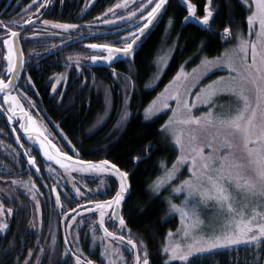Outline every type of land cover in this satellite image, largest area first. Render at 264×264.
Listing matches in <instances>:
<instances>
[{"label":"trees","instance_id":"trees-1","mask_svg":"<svg viewBox=\"0 0 264 264\" xmlns=\"http://www.w3.org/2000/svg\"><path fill=\"white\" fill-rule=\"evenodd\" d=\"M4 1L0 2V27L6 17L13 15V13L9 14L11 9L5 12L7 9L4 10ZM23 1L16 5L15 10ZM207 1L190 0L198 8L203 7ZM238 2V0H213L215 20L212 27L220 32L212 34L188 24L181 27L180 17L185 14L184 9L173 5L170 1L167 13L172 16L174 23L163 35H160L159 30L151 34L134 64L122 62L105 66L89 61L88 56L96 54L97 51L81 45L80 33L77 34L78 37L70 48L60 49L56 45L49 47L42 45L40 55H35L34 42H26L24 53L27 63L20 83L26 108L38 117L36 119L39 125L64 154L82 161L108 160L118 169L131 172L130 193L121 202V216L125 220L126 227L121 228L119 222L112 224L111 219L106 215L104 226L114 234L123 235L137 242V250L139 252L143 250L140 257L145 249H148L149 264H180L165 262V255L162 253L166 233L168 230H175L178 221L175 217L166 218L167 208L161 194L152 195L148 190L149 183L161 170L158 162L173 154L170 151L171 144L161 131L164 116L145 120L142 114V110L154 97L158 88L147 89L155 73V65L152 62L163 45L175 46V52L160 81V87L170 80L183 61L191 59L192 62L189 64L194 65L202 56H218L225 44H233L236 34L247 29L246 11ZM225 28H229L232 32L228 39H222ZM77 30L78 27L73 33ZM34 56L39 59L35 63ZM83 176L76 175L80 182L85 178ZM90 177L94 179H86L87 182L84 183L90 191L88 194L83 193V188L78 182L73 192L67 187L68 212L78 208L79 206H76L78 204L89 202L84 205L87 206L84 210L87 211L86 213L77 216L79 211L86 208L83 206L73 215H67V220L71 221L68 224L70 225L68 238L71 244L68 242L70 246H67V250L70 255L67 252V264H76L77 258L81 264H88L89 261L91 264H109L110 261L122 264L119 258L108 253L100 255L99 250H103L104 254L105 248L110 253L118 250L115 244L120 240L102 235L96 224L94 226L98 233L96 236L100 233L101 240L94 243L97 244V248L94 245L92 253H84L88 244L85 239L87 237L91 239L89 235L85 236V225H82L81 219L94 218V213H99L91 201L112 198L116 191L120 190V183L118 184L120 180L115 174L90 175ZM105 177L109 180L104 179ZM6 178L10 183L9 179L18 177L7 175ZM13 183L14 187L18 186L17 182ZM77 189H79L78 195L75 194L78 193ZM7 191L9 192L7 198L15 202L17 194L12 193L10 189ZM48 193L46 189L49 198ZM42 194L44 196V191ZM33 196L29 185V191L24 193V207L14 205L10 209L12 220L10 230L5 236H0V264H19L17 263L20 246L18 228L21 222L27 228L28 222L33 218ZM50 205L53 206L52 202ZM89 209L93 211H88ZM54 210L58 213L56 208ZM54 217L58 218L56 214ZM73 233L80 245H83V249L77 245L78 242L72 241ZM23 244L24 257L31 261L34 246L30 232H25ZM242 249L240 247L195 256L189 259V264H254V262L263 264L264 252L245 255L240 261L239 258L243 257ZM26 252L29 254L27 255ZM62 261V257L55 255L50 259L49 264H63Z\"/></svg>","mask_w":264,"mask_h":264},{"label":"snow or ice","instance_id":"snow-or-ice-1","mask_svg":"<svg viewBox=\"0 0 264 264\" xmlns=\"http://www.w3.org/2000/svg\"><path fill=\"white\" fill-rule=\"evenodd\" d=\"M148 2L152 3V0H148ZM212 2L213 0H208L209 6L212 5ZM254 2L256 10L247 17V22L249 37L254 34L255 39L245 38L241 33H237L238 43L230 51H226L223 57H217L215 60L205 58L201 62L205 71L195 79V83H189V81L195 76L197 69H193L192 73H187L181 67L173 81L177 85L175 91L166 97L160 107V110L169 108L167 100L176 102V108L164 125L163 131L173 137L175 144L180 149V157L173 165L172 171L166 174L167 178H172L179 166L189 163L191 178L185 180L181 187L176 188L175 191L179 192L183 189L187 191L188 197H199L198 200L191 203L189 199H184L182 205L169 201L171 210L179 214L182 222V228L178 230L180 240L170 242L163 248V252L168 254L169 262L179 261L180 264H189V257L196 254L242 243L257 249H264V0H254ZM166 3L167 0H157L155 6L144 18L147 22L139 29L141 35L157 18ZM184 3L189 14L185 19L197 18L196 5L190 0H184ZM117 7H122V5L118 4ZM205 13L202 18L198 19L201 24L207 26L213 18V11L208 7L205 9ZM257 23L259 28L255 30L254 25ZM53 27L67 29L75 26L55 24ZM231 35V30L225 28L222 39H227ZM16 36V32H11L12 38ZM132 37V42L127 43L122 49L108 48L109 56L106 59L111 60L113 52H123L125 55H129L138 38L135 33L132 34ZM5 44L8 45L7 71L14 75L16 65L13 62L12 44L10 40H5ZM89 47L107 48L106 45L96 44H91ZM91 59L95 62L98 57L94 55ZM212 68L226 69L229 75L220 77L217 81H213L193 94L191 89ZM11 83V80L5 82L0 79V92L5 93L4 102L9 104L7 111L15 115V109L20 105L17 98L7 92ZM193 95L195 99L190 102L189 98ZM221 96L234 97L239 102L238 106L234 110L229 107L225 111L224 105L219 104L217 100ZM153 103L155 105V102ZM199 104L208 105V110L201 115H193V108L198 107ZM217 107L221 110L215 111ZM153 111L154 108L146 109V115L152 114ZM23 115L29 121L30 126L25 124L22 127L26 131L36 132L38 136H43V133L36 127V121L26 112ZM201 133L207 136V142H201ZM50 144L51 141L47 137L40 140V146L44 149L45 156L66 170L71 168L73 171H105L109 167L114 170V174L120 180V190L113 199L96 203L95 209L99 210V225L105 236L115 239L114 233L104 226L105 210L120 207L121 202L125 199V193L128 191L126 184L128 174L121 172L116 168V165H110L108 160H103L99 164L89 163L86 166L85 162L81 160L69 165L64 160L70 161L72 158L67 156L62 159L63 154L55 145H51L55 151L50 152L48 150ZM205 148L209 149L207 153ZM159 186L158 182L157 187ZM77 192L79 194V189ZM234 193L237 195L234 196ZM201 202L205 205L212 202L225 214V222L220 231H213L207 235L197 231L203 223L199 219L197 211ZM56 203L60 204L59 195L56 197ZM3 211L0 206V213ZM89 211H93V209H89ZM110 218L118 219L121 228L126 227L124 218L115 210ZM7 227V223L0 224V229ZM168 237L171 241L173 233L169 232ZM119 239L123 241L124 237L121 235ZM127 244L131 245L133 249L137 247V242L131 238L127 240ZM107 253L108 249L105 248L104 254L107 255ZM141 261L142 264H149L147 252L143 258L139 255L136 256V264H141ZM76 264H81L79 258H77ZM88 264L91 262L89 261ZM109 264H115V262L110 261ZM254 264H258V262H254Z\"/></svg>","mask_w":264,"mask_h":264},{"label":"flooded vegetation","instance_id":"flooded-vegetation-1","mask_svg":"<svg viewBox=\"0 0 264 264\" xmlns=\"http://www.w3.org/2000/svg\"><path fill=\"white\" fill-rule=\"evenodd\" d=\"M170 1L173 5L175 4L184 9L185 14L180 17V26H187V24H183L185 17L189 15L187 7L183 6L177 0H167L168 8L161 22L154 30V32L159 30L160 35L167 33V31H169L167 28L174 23L172 16L167 13L170 8ZM156 2L157 0H152V3H149L148 0H127V2H125V0H24L18 9L15 10L16 5L20 4L21 0H5L3 5L4 10L7 9L5 12L11 9L9 14L13 13V15L6 17V20L0 27V79L7 82L11 76V73L7 71L8 61L6 57L8 55V45L5 44V40H10L12 44L13 38L11 37V32L14 31L18 34L32 20H34V22L31 26L26 28L18 38L24 56L23 70L27 63L24 53L26 42H34L35 55H40L42 53L40 51V46L42 45H46L47 47L56 45L60 49L70 48L72 42L77 39V34L79 33L82 41L81 45L86 46L92 51H97L96 54L88 56L87 59L89 61L91 60L93 62L91 57L95 55L98 57V60H101L100 63L98 61L95 62L98 64H108V66L122 62H131L134 64L142 46L146 44L149 37L135 53L132 60H108L106 59L109 56L108 48L122 49L127 43H131L133 38L132 34L135 33L137 36L139 29L147 22L144 18L155 6ZM118 4L122 5V7H117ZM208 7L211 8L214 15L209 25H207V29L203 31L212 34L219 33L220 31H218V29L212 27L215 20V6L214 4L209 6L208 1L205 2L201 8H198L196 5L197 18L190 17L189 19H192L193 22L188 23V25L201 29V23L198 18H202L203 15L206 14L204 11ZM109 9H111V11H109ZM133 13H135V15H133ZM39 17L42 18L38 19ZM45 21H47V23H45ZM169 21L171 24H168ZM55 24L74 25L75 27L67 29L53 27ZM76 27H78V30L76 33H73ZM91 44L100 46L106 45L107 48H90L89 45ZM165 46L166 45H163V47ZM162 48H160L158 54L161 52ZM158 54H156L152 62L153 64H155L154 62ZM15 59L14 54V63ZM38 60L39 59H36L35 56L33 57L34 63ZM22 75L16 87L8 92L10 95L17 98L20 105L19 108L15 109V115L7 111L9 104L4 102L5 93L0 92V206H2L4 210L0 213V224L7 223L8 225L6 229H0V236H5L10 230L12 220L9 210L14 205L20 208L24 207V193L29 191V185H31L34 195L32 198L33 218L28 222L27 228L24 227L22 222L19 224L18 239L20 240V246L17 263L24 264L25 261L28 260L24 257L25 245L23 244V239L25 232H30L33 239L34 253L32 260H28V264H49L50 259L55 257V255L62 256L63 264H67V235L70 232V225H68L70 220H67V179L65 176L67 172L66 169L60 168L54 163H48V161L41 156L40 152L25 139L23 133L24 127H22V125H24L25 121L23 114L26 112L36 121V126L43 132L44 136L47 137L49 141L52 140L44 128L39 125L34 114L25 106L22 88L20 86ZM13 107H15V105H13ZM51 142L55 145L53 140ZM32 161H34V163H32ZM100 173L105 174L103 171H100ZM102 174L98 175L107 176L111 175V172L105 175ZM7 175L8 177L15 175L18 178L9 179V183L6 178ZM14 181L17 182L18 186H13ZM116 182H118V180H116ZM8 189H10L12 193L17 194L15 202L7 198V194L9 193L7 191ZM46 189L49 191V198L46 194ZM43 191L44 196L42 194ZM118 191L119 190H117L116 193ZM57 195L60 196V209H58L55 204V197ZM112 198H108V200ZM104 201H107V199L102 198L101 200L91 202L96 205V203H102ZM51 202L53 206L50 205ZM82 204H89V202ZM76 206H81V204ZM55 208L58 213L55 212ZM113 210L114 209L110 208L105 211L106 217L111 219L112 224H115L118 222L110 218ZM20 214L22 215V212ZM55 214L58 218L54 217ZM94 215V218L85 217L81 219L82 224L85 225V229L87 227L89 228L90 225H92V227L95 226L97 213H94ZM116 227L120 228L117 225ZM96 234L98 233L96 232ZM117 236L121 235L117 234ZM123 237V241L120 240L115 244L118 251L114 250L110 255L119 258V262L122 264H136V256H140L143 250L139 252L137 248L133 249L131 245L129 246L127 244L129 238ZM99 251H101L100 255H105L102 250ZM145 252H147V257H149V250L145 249L144 254ZM84 253L89 254L90 252L85 251ZM26 254L28 255L29 252H26ZM144 254H142L141 257H143Z\"/></svg>","mask_w":264,"mask_h":264},{"label":"rangeland","instance_id":"rangeland-1","mask_svg":"<svg viewBox=\"0 0 264 264\" xmlns=\"http://www.w3.org/2000/svg\"><path fill=\"white\" fill-rule=\"evenodd\" d=\"M238 1H239L238 3L240 5H242L246 11V19L245 20H246V24H247L246 31L240 32V33L245 38L255 39L254 34L251 37H249V27H248V22H247V17L249 15H251L256 10L255 2H254V0H238ZM168 24H171V22L169 21ZM258 28H259V25L257 23L256 25H254V29L258 30ZM237 43H238V41H237V39H235V42L233 44H231V45H229V43L225 44L218 56H214V57L202 56V57H200V59L198 58L199 59L198 61L195 60V61H197V63L194 65L189 64L190 62H192L191 59H187V60L183 61V63L178 68V70L172 75L170 80L167 81L165 84L163 83L164 85L162 84L163 86L161 85L160 87H159L160 81L164 75V72H165L168 64L170 63V60L173 57V54L175 52V46L163 47L161 52H159L156 61L154 62L155 63L154 64L155 65V73L152 76V78L150 79V81L147 85V89L153 90L156 87H158V88L154 94V97L147 103V105L142 110V114H143V117L145 120L153 119V118L159 117L161 115L164 116V123L162 125L161 131L163 132L164 136H166L167 141L172 146L170 151L173 154H170V155L168 154L169 156H167L166 158L161 160V162L160 161L158 162V167H161V170L158 173L157 177H155L148 185V190L152 195H158L159 193L161 194V198H162V200H163V202L167 208L166 218L175 217L178 221V225H177V228L175 230H168L167 231L165 239H164V243L162 246V253L165 255V262H167V263L169 262L168 254L163 252V248L166 244H168L170 242H175V241L180 240V234L178 233V230L182 228V222H181L180 216L178 213H174L171 210L169 201H171L172 203H176L178 205H182V202L184 199H189L190 203H191V202H195L196 200H198L199 197H197V196L188 197L187 191L183 190V189L179 192L175 191L176 188L181 187V185L183 184V182L185 180H188L191 178V171H190V164L189 163H184L183 165L179 166L178 171L174 172V174L172 175V178H170V179L167 178L166 174L168 172L172 171L173 165L177 163V160L180 157V149L175 144L173 137L171 136V134L163 131L164 125L168 122L169 118L172 116L173 110L176 108V102L174 100H167V103L170 105V107L167 109H163V110H160V107H161L162 103L165 101L166 97L170 93L175 91V88L177 85L174 84L173 81L175 80V77L179 73L181 67H183L187 73H192L193 69H197L195 76L190 78V81H189V83H195V79L199 78L201 76V74L205 71V68L201 64V62L205 58H207L208 60H215L217 57H223L225 55V52L230 51ZM228 75H229V73L226 69L212 68L211 71H208L206 75H203L202 78L199 79V83H196L195 87H193L191 89V91L193 94H195V93L199 92V90L201 88H205L208 84H211L213 81H217L220 77H226ZM166 89L168 90L167 92L165 91ZM194 99H195L194 95L189 98L190 102L194 101ZM217 100H218L219 104L224 105L225 111H227L229 107H231L234 110L238 106V103H239L234 97L230 98L228 96L218 97ZM153 102H155V105ZM208 107H209L208 105L199 104L198 107L193 108L192 114L197 115V116L201 115L203 112L208 110ZM149 108H154V111L152 112V114L146 115V109H149ZM220 110L221 109L219 107H217L215 109V111H220ZM34 116L38 119V117L36 115H34ZM177 127H179V126H177ZM201 142H207V136L204 133H201ZM208 151H209V149L205 148V152L207 153ZM66 172L71 173V174L73 173L71 168L66 170ZM75 172H76V174H75ZM103 172L105 174L110 173V171H108V170H105ZM77 173H79L81 175H89V176H83L85 178L81 179L82 181L80 182L78 180V178L76 177V175H79ZM98 174H102V173H100V171H79V170H76V171H74V174H73V176H74L73 181L75 182V183L73 182V184L75 186L76 183L78 182L79 185H81V188H83V193L88 194L90 191L85 186L84 183L87 182L86 179H88V180L94 179L93 177H90V175H98ZM105 174H102V175H105ZM104 179H107V178L105 177ZM107 180H109V179H107ZM158 182L160 184L159 187H157ZM75 194L78 195V193H76V192H75ZM235 195H237V194L234 193V196ZM67 197H68V191H67ZM197 211H198L199 219L203 221V223L200 225L199 229H197V231L200 234L207 235V234L212 233L213 231H220L221 230V227L225 222V214L223 212H221L218 209V207L215 206V204H213L212 202H209L208 205H205L203 202H201L199 204ZM73 221H74V219H73ZM81 223H82V220H81ZM85 230H86L85 236L89 235V238L91 240H89L88 237H87V239H85V241H87L86 243H88V244L86 245L84 251H88V252L92 253V251L94 249V245H96V248H97V244H94V243L99 242L101 240V238L98 235L96 236V229L94 227H92V225H90L89 228L87 227ZM169 232L173 233V238L171 241H170V238L168 237ZM95 240H96V242H95ZM72 241L78 242L77 245H79L83 249V245H80L79 240L77 239V237H75V233H73ZM68 242L71 244V240L67 236V243ZM70 244H69V246H70ZM74 247H76V246H74ZM240 247L243 248L242 249L243 257L239 258L240 261H242L244 259L245 255H256V254H259L261 252H264V249H257L253 246H248V245H245L242 243L240 245H233V246H229L226 248L212 249L211 251L199 253V254H196L192 257L200 256V255H206V254H210L212 252L224 251V250H228V249L232 250V249H236V248H240ZM76 252H80V251H76ZM108 253L111 254V253H113V251L111 253L110 252H108ZM60 257H62V256H60ZM192 257H189V259ZM171 262H179V261H171ZM24 264H28V260H26ZM263 264H264V262H263Z\"/></svg>","mask_w":264,"mask_h":264},{"label":"water","instance_id":"water-1","mask_svg":"<svg viewBox=\"0 0 264 264\" xmlns=\"http://www.w3.org/2000/svg\"><path fill=\"white\" fill-rule=\"evenodd\" d=\"M1 1V0H0ZM179 3H181L182 5H185V3H184V0H179ZM167 7H168V4L166 3L165 5H164V7L160 10V12H159V14H158V16H157V18L152 22V24H150L149 25V27L148 28H146L145 30H144V34L143 35H141L140 33H139V31H138V33H137V39H136V42H135V44H133V49H132V52L129 54V55H125L123 52H120V53H115V52H113L112 53V60L113 61H119V60H123V59H128V60H132L133 59V57H134V55H135V53L139 50V48L141 47V45L147 40V38L148 37H150L151 36V34L154 32V30L156 29V27L159 25V23L161 22V19L163 18V16H164V14H165V12H166V10H167ZM214 15V14H213ZM40 18H42V17H39L38 19H40ZM34 22V20H32L31 22H29L25 27H24V29H22V31L21 32H19L18 34H17V36L15 37V38H13V43H12V48H13V52H14V54H15V65H16V68H15V73H14V75L11 73V76H10V79L9 80H11L12 81V83H11V85H10V87H9V89L7 90V92H10L11 90H13L15 87H16V85H17V83H18V81H19V79H20V76H21V73H22V69H23V61H24V56H23V53H22V51H21V48H20V44H19V41H18V38H19V36L25 31V29L26 28H28L29 26H31V24ZM190 22H193V20L192 19H185V21H184V25H186V24H188V23H190ZM200 28L202 29V30H206L207 29V26H205V25H203V24H201V26H200ZM34 38V37H33ZM113 49H115V48H113ZM101 62V60H96L95 62ZM108 64H105V66H107ZM8 80V81H9ZM25 118V121H24V125L25 124H28L29 126H30V123H29V121L27 120V118L26 117H24ZM37 127V126H36ZM38 128V127H37ZM40 131V130H39ZM41 132V131H40ZM23 133H24V136H25V139L29 142V143H31L32 144V146L36 149V150H38L39 152H40V154H41V156L45 159V160H47L48 162H50V163H54V164H56L57 166H59L60 168H62L59 164H57L54 160H49L48 158H47V156H45V154H44V149L43 148H41V146H40V140L41 139H43V137H45L44 135L43 136H38V134L36 133V132H32V131H26L25 130V128H23ZM42 133V132H41ZM51 145H54L52 142H51V144L50 145H48V150L50 151V152H54L55 151V149H53L52 147H51ZM56 147V146H55ZM57 148V147H56ZM58 149V148H57ZM62 153V152H61ZM63 154V156L61 157L62 159L64 158V157H67V156H69V155H66V154H64V153H62ZM71 157V156H70ZM72 159L69 161V160H64V162L65 163H67V164H69V165H72V164H75L77 161H81V160H79V159H76V158H73V157H71ZM85 162V166L87 165V164H89V163H91V164H99L101 161H84ZM109 164L110 165H112L110 162H109ZM110 168V167H109ZM117 168V167H116ZM111 169V168H110ZM113 170V169H112ZM120 170V169H119ZM121 172H125V171H122V170H120ZM127 173V172H126ZM130 173L131 172H128L127 174H128V176H127V181H126V184H127V186H128V191L125 193V198L129 195V193H130V183H129V175H130ZM66 179H67V184H68V186L70 187V189L71 190H74V185H73V180H72V178H71V176L69 175V173H67L66 175ZM57 197V196H56ZM56 197H55V202H56ZM56 205H57V208L58 209H60V204L58 205L57 203H56ZM79 210V208H75L74 210H72V211H70V212H68L67 213V215H69V214H73V213H76L77 211ZM96 211H97V209H95ZM109 210V209H108ZM119 215H120V207L118 208V209H114ZM113 210V211H114ZM89 211V210H88ZM87 211H79L78 213H77V216H79V215H81V214H84V213H86ZM115 219V218H114ZM115 220H117L118 221V219H115ZM96 223H97V225H98V228L103 232V230L100 228V225H99V214H98V216H97V219H96ZM103 234H105L104 232H103Z\"/></svg>","mask_w":264,"mask_h":264},{"label":"bare ground","instance_id":"bare-ground-1","mask_svg":"<svg viewBox=\"0 0 264 264\" xmlns=\"http://www.w3.org/2000/svg\"><path fill=\"white\" fill-rule=\"evenodd\" d=\"M205 12V11H204ZM52 141V140H51ZM47 164V163H46ZM47 185V184H46ZM49 194V193H48ZM53 200V199H52ZM108 200V199H107ZM53 204V203H52ZM110 221V220H109Z\"/></svg>","mask_w":264,"mask_h":264}]
</instances>
